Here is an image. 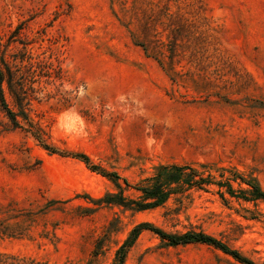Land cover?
Returning a JSON list of instances; mask_svg holds the SVG:
<instances>
[{
	"label": "rangeland",
	"instance_id": "374dc122",
	"mask_svg": "<svg viewBox=\"0 0 264 264\" xmlns=\"http://www.w3.org/2000/svg\"><path fill=\"white\" fill-rule=\"evenodd\" d=\"M1 58L28 78L42 141L0 107V264H115L141 222L264 264V200L240 178L264 190V0H0ZM73 151L131 185L167 163L211 183L143 211L97 204L140 192ZM123 264L244 263L143 230Z\"/></svg>",
	"mask_w": 264,
	"mask_h": 264
},
{
	"label": "trees",
	"instance_id": "16d2710c",
	"mask_svg": "<svg viewBox=\"0 0 264 264\" xmlns=\"http://www.w3.org/2000/svg\"><path fill=\"white\" fill-rule=\"evenodd\" d=\"M19 68L13 70L8 62L0 59V107L5 113L10 125L12 127H21L29 131L35 138L42 141V129L39 124L34 121L30 115L29 104L31 98L28 96L29 88L24 84V80L28 79L25 74L17 77ZM4 83L13 98L14 106H10L6 101L4 95ZM45 148L56 152L57 149L47 143H43ZM69 154L75 158L84 161L89 168L97 170L104 176L110 177L115 184L120 187L119 179H122L127 186H133L140 192L138 199H128L123 195L122 190L116 193H107L105 196L96 199L97 204H116L135 211H143L146 209L154 208L165 203L170 194L185 187H197L200 189L205 188L206 184L211 183L209 177H203L192 164L184 163H167L160 164L155 168V172L131 185L126 177H122L117 171H105L94 164L90 157L84 152L73 151ZM249 186L247 189L242 190L245 193L246 200H264V190L260 187L255 179H245L240 177ZM219 186H227L229 192H234L232 186L223 181H218ZM143 230H150L160 237L169 240L172 244H186L193 242H201L213 245L223 252L233 256L244 264H257L248 257L244 256L239 250L229 247L226 243L218 238L203 232H186L180 235L168 233L162 228L150 223L141 222L135 225L129 232L127 238L122 245L117 249V256L115 264H123L125 261L128 249L134 244L138 236Z\"/></svg>",
	"mask_w": 264,
	"mask_h": 264
}]
</instances>
